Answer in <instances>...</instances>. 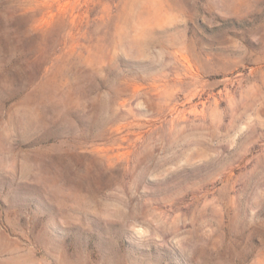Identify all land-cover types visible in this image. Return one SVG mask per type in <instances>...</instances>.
<instances>
[{
    "label": "rangeland",
    "instance_id": "374dc122",
    "mask_svg": "<svg viewBox=\"0 0 264 264\" xmlns=\"http://www.w3.org/2000/svg\"><path fill=\"white\" fill-rule=\"evenodd\" d=\"M0 264H264V0H0Z\"/></svg>",
    "mask_w": 264,
    "mask_h": 264
}]
</instances>
